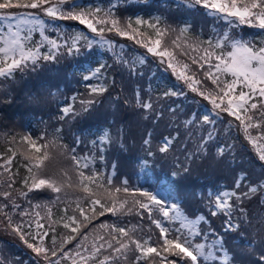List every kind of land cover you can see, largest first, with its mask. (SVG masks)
<instances>
[{
    "label": "snow or ice",
    "instance_id": "obj_1",
    "mask_svg": "<svg viewBox=\"0 0 264 264\" xmlns=\"http://www.w3.org/2000/svg\"><path fill=\"white\" fill-rule=\"evenodd\" d=\"M132 2L0 0V22L7 29L0 26V104L11 103L17 74L100 48L111 53L113 63L81 73L86 93L73 95L71 103L66 98L57 121L75 125L97 113L105 94L123 85L116 75L127 73L133 86H121L120 93L127 88L131 95L118 93L111 106L122 103L135 124L148 122L151 127L140 132L141 149L149 159L170 162L177 183L205 161L214 165L227 156L229 165L235 163L234 128H242L255 148L260 171L243 164L229 168L232 183L224 188L230 190L196 193L205 211L188 212L185 194L176 195L170 186L164 191L174 198L165 200L159 191L118 174V165L108 159L113 145L124 148L132 133L128 122L113 131L105 128L95 139L83 130L71 133L70 144L63 143L58 127L36 136L0 132V143L7 145L0 151V232L30 249L35 264H242V259L264 264V213L250 220L246 209L253 198L264 204V0H181L192 13L226 22L227 30L213 27L206 39L191 24L174 26L167 16H124L122 6ZM240 25L259 29V38L236 33ZM117 37L143 54L126 52ZM151 63L174 74L178 83L154 88L149 81L145 89ZM62 95L42 85L28 99L41 106ZM189 97L192 103L186 106ZM197 97L210 104L208 112L192 110ZM149 159L141 162V171ZM70 193L76 199L69 200ZM45 194L48 200L33 202ZM61 203L66 231L58 238L52 208ZM106 216L111 222L100 220ZM213 217L222 222L219 230ZM0 264L22 262L0 255Z\"/></svg>",
    "mask_w": 264,
    "mask_h": 264
},
{
    "label": "trees",
    "instance_id": "obj_2",
    "mask_svg": "<svg viewBox=\"0 0 264 264\" xmlns=\"http://www.w3.org/2000/svg\"><path fill=\"white\" fill-rule=\"evenodd\" d=\"M86 3H96L97 0H83ZM101 4H106L108 0H98ZM122 14L124 16H141L145 19H151L157 15L168 17V22L174 26L183 24L185 22L192 25L194 33L199 35L201 39H206L211 35V30L216 27L221 30L225 29L223 21L214 20L211 17H205L199 13H192L190 10L184 8L181 0H133L131 4L122 6ZM71 24L73 28L82 29L84 26L79 25L77 22H66ZM0 26L5 27L2 22ZM235 32L243 35L245 38L255 36L259 38L258 32H251L250 26L240 25L235 28ZM34 39H39V34L34 33ZM111 36V34H109ZM119 43L127 45L125 51L130 52L136 50L133 54H143V49H139L131 41L126 38L117 37ZM111 53H105L103 49L95 48V50H88V53L76 58L63 59L59 64H50L41 67L35 73H29L21 77L19 74L16 76L17 83L13 87L11 103L0 104V132H30L34 136L40 135L45 129L51 132L53 127L62 128L65 139L63 143H71V133L79 134L81 130L84 133L90 134V138L95 139L97 135L102 134L105 128L113 131L117 124L128 122L132 127L131 135L124 141V148L118 144L113 145L107 155L111 162L118 165V174L123 176H130L133 183L148 188L149 190L156 189L157 186H162L164 189L173 187L175 194H185L187 196V203L183 206L188 212H201L205 211L203 201L196 193H203L205 196L209 190H230L224 188L225 185L232 183V176L229 175V168H237V165L243 166L251 171L259 172L260 165L256 159L257 153L255 148L247 141L243 129H232L230 136L231 140L236 142L237 148L235 152L236 162L229 165V157H221L214 165H209L207 161L203 162L199 167H194L190 176L179 178L173 177L171 173L175 171L173 165L159 157L156 159H149L141 149L140 132L144 128L151 127L148 122L143 125L134 123V115L125 109L122 105L116 104L115 107L111 106L118 93L121 96L131 95V92L126 88L124 93H120V87L130 85L127 79V73L123 76L116 75L118 82L123 81V85L118 83L117 89L111 92V96L107 93L103 97V106L97 113L91 117L81 120L79 123L73 125L72 123H62L57 121L56 117L60 115V109L65 106V99L71 103L73 95H80L83 97L86 93L85 85L87 82L81 80V73L88 74V69L97 67L100 63L112 64L110 59ZM151 60V57H149ZM151 71L148 72L144 78L143 87L147 89L148 82L150 81L153 87H172L178 83L174 74L165 71L162 66L156 63L149 65ZM109 76L115 75V70L108 73ZM92 83H96L95 80ZM42 85L50 87L53 91L59 89L63 95L59 99L51 100L49 103L37 106L29 102L28 97L37 92ZM8 99V97H5ZM187 106L192 103L191 97L184 102ZM198 103L193 104L192 110L197 112ZM115 113V116L113 115ZM227 119V117H225ZM116 121V124L113 121ZM43 121V123H42ZM160 131H164L163 128ZM167 135V132H164ZM255 135L256 133L253 132ZM231 142V141H230ZM7 145L0 143V151H3ZM144 159H149V164L143 171L140 169V164ZM21 171H23L21 169ZM168 196V195H167ZM174 197H169L172 199ZM49 197L47 194L38 197L33 202L46 201ZM69 200L76 199L74 194H69ZM183 203V200L181 201ZM64 204L61 203L52 208L53 220L58 221L56 232L62 234L66 230L63 229V221L60 217L63 215ZM75 207L74 204L71 205ZM246 209L249 212V219L258 213H264V204H260L256 198L247 203ZM43 215V213H41ZM214 227L220 229L221 220L213 217ZM101 221L111 218L101 217ZM133 223L136 221L133 220ZM47 227V224H45ZM156 230L153 231L155 237ZM51 233L49 238L46 239L50 243ZM0 255L8 259L19 260L22 264H35L36 258L31 250L22 244L18 239L13 238L11 235L0 232ZM242 264H249L247 259H242Z\"/></svg>",
    "mask_w": 264,
    "mask_h": 264
},
{
    "label": "rangeland",
    "instance_id": "obj_3",
    "mask_svg": "<svg viewBox=\"0 0 264 264\" xmlns=\"http://www.w3.org/2000/svg\"><path fill=\"white\" fill-rule=\"evenodd\" d=\"M158 191H159V194H160L161 198L166 200V194H165L164 190L159 189Z\"/></svg>",
    "mask_w": 264,
    "mask_h": 264
}]
</instances>
